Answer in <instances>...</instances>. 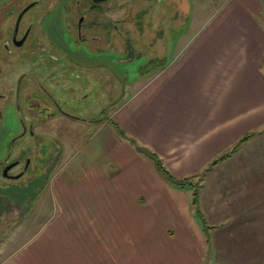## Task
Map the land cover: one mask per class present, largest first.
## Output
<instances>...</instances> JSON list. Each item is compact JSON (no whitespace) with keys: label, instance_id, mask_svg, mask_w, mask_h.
<instances>
[{"label":"crops","instance_id":"crops-1","mask_svg":"<svg viewBox=\"0 0 264 264\" xmlns=\"http://www.w3.org/2000/svg\"><path fill=\"white\" fill-rule=\"evenodd\" d=\"M203 2L214 6L191 24L175 57L132 81L111 116L94 122V145L75 151L79 133H63L59 164L43 186L53 200L60 192L92 203L94 213L107 205L114 225L133 211L126 223L135 216L144 230L145 264H204L210 245L236 249L248 264L264 262V0H195V15ZM137 145L172 176L192 178L190 185L170 182ZM121 236L114 227L125 258L116 262L132 264ZM180 254L183 263L174 261Z\"/></svg>","mask_w":264,"mask_h":264},{"label":"rangeland","instance_id":"rangeland-1","mask_svg":"<svg viewBox=\"0 0 264 264\" xmlns=\"http://www.w3.org/2000/svg\"><path fill=\"white\" fill-rule=\"evenodd\" d=\"M120 2L124 3L116 2L117 9L113 15L119 21V29L125 30L126 25L129 27L131 44L126 48L118 35L115 47L100 43L92 51L85 45L84 64L71 67L81 74L79 87L68 85L63 92L50 89L64 109L80 116L78 120H68V129L61 121L52 124L53 132L63 130L67 136L79 133L80 139L74 142L75 151L85 142L94 145L93 120L110 117L113 107L129 93L126 91L132 81L170 62L190 36L191 24L198 23L203 14L210 12L214 6L213 3L203 2V11L197 16L195 0H129L122 7ZM139 10H142V31H138L135 23V13ZM78 97L80 100L77 103ZM23 112L22 115H25ZM23 122L27 123L28 119L24 117ZM78 157L75 155V158ZM76 160L71 164L74 169L77 168ZM59 161L60 158L54 168ZM63 177L66 179V176ZM187 179L189 183L193 180ZM45 183L33 189L36 197L29 208L22 205L21 211L25 210V213L19 221L8 227L7 222L12 223V215L7 222L0 223V264H117L116 261L125 258L123 253L116 252L114 227L122 232L120 239L124 244L132 246L133 252L127 254V261L145 264L142 259H146L147 254L141 251L144 230L135 216L133 221L129 216L130 224L126 223V216L133 211L127 209L114 225L107 205H102L98 214L94 213L92 203L82 204L76 198L60 195V192V199L53 200L50 187L47 191L46 187L43 189ZM58 186L62 190L61 181H58L55 190L59 189ZM196 186L198 190V183ZM187 193L190 195L191 191ZM125 229H129L126 235ZM94 232H97L95 237ZM236 251L215 252L210 245L204 264H248L247 257ZM260 255L264 257V253ZM242 256L246 261L242 262ZM186 257L187 254H180L174 261L183 263ZM237 258L242 263L237 262Z\"/></svg>","mask_w":264,"mask_h":264},{"label":"flooded vegetation","instance_id":"flooded-vegetation-1","mask_svg":"<svg viewBox=\"0 0 264 264\" xmlns=\"http://www.w3.org/2000/svg\"><path fill=\"white\" fill-rule=\"evenodd\" d=\"M118 1L129 0H0V223L19 221L57 164L64 132L52 124L80 119L50 89L79 87L72 68L84 64L85 45L115 47L118 35L131 44L113 15ZM135 14L142 31V10Z\"/></svg>","mask_w":264,"mask_h":264},{"label":"trees","instance_id":"trees-1","mask_svg":"<svg viewBox=\"0 0 264 264\" xmlns=\"http://www.w3.org/2000/svg\"><path fill=\"white\" fill-rule=\"evenodd\" d=\"M112 124L118 129V131L122 134V135H125L124 134V132H123V130L118 126V124L116 123V122H113L112 121ZM251 135V134H250ZM250 135H246V136H244L232 149H231V151H234L235 150V148L237 147V145L240 143V142H242V141H244V140H246ZM137 149H138V151H140V152H143V153H145L146 155H148L150 158H152L153 160H154V162H155V164H156V166H157V168L166 176V178L170 181V182H172L173 184H175V185H177L178 187H180V188H183L184 186H186V185H188L189 184V182L187 181L188 179L187 178H176V177H174V176H172L164 167H163V165L161 164V161H160V159L158 158V156L156 155V154H154V153H152V152H150V151H148V150H146V149H144V148H142V147H140V146H138L137 145ZM230 151V152H231ZM228 155V153H226V154H223L222 156H220L218 159H216V160H214V163L217 161V160H219V159H223L224 157H226ZM190 185V184H189ZM197 189L195 188V189H193V192H192V204L194 205V204H196V201H197ZM196 212H197V214L198 215H200L199 214V210L197 209L196 210Z\"/></svg>","mask_w":264,"mask_h":264}]
</instances>
